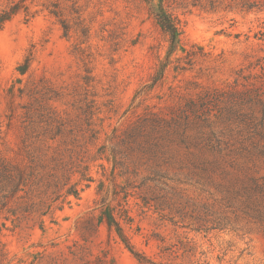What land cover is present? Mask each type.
Instances as JSON below:
<instances>
[{"label": "rangeland", "instance_id": "rangeland-1", "mask_svg": "<svg viewBox=\"0 0 264 264\" xmlns=\"http://www.w3.org/2000/svg\"><path fill=\"white\" fill-rule=\"evenodd\" d=\"M261 1L176 8L181 44L169 56L144 0H0V157L15 155L25 125L50 167L78 156L67 186L34 187L48 214L0 218L1 264H264V196L244 187L246 176L264 183ZM154 115L214 132L205 153L215 147L219 167L205 172L188 156L197 148L161 134L155 159L130 152L126 131ZM72 184L79 198L66 196Z\"/></svg>", "mask_w": 264, "mask_h": 264}, {"label": "trees", "instance_id": "trees-1", "mask_svg": "<svg viewBox=\"0 0 264 264\" xmlns=\"http://www.w3.org/2000/svg\"><path fill=\"white\" fill-rule=\"evenodd\" d=\"M148 6L151 16L160 27L162 33L166 37L170 49L169 56L174 55L181 44V21L175 13V9L185 4L194 7H203L214 9L220 0H144ZM233 1V0H231ZM240 1L243 7L248 9L258 8L261 0H234ZM162 67V72L164 70ZM179 68V66L177 67ZM183 69V68H182ZM262 98V97H261ZM262 104V114L264 115V99H260ZM190 123L189 117L183 122L181 117H172L170 120L154 115L151 120H140L134 123L126 131L125 137L121 140L130 152L137 150L143 156L149 155L151 159L158 156L161 150L160 141H156V135L161 134L163 137L170 139L179 138L180 144L188 147L189 144L198 149V152L189 151L188 156L195 159V164L201 166L202 170L208 172L210 169H217L221 158L214 156V148L212 146V157L206 155L205 149L211 146V138L214 132L204 133L198 132L196 135H189L187 128ZM91 125V124H90ZM28 126H24L25 134L21 135L17 150L14 151L13 157H0V218L6 220L18 221L20 217L35 212H39L41 216H45L48 212L35 210L34 204L30 200V196L34 191V187H43L47 191L53 187L59 188L60 185L67 186L69 184L71 173L69 166L76 163L77 155L70 156V162L61 161L57 156H52L51 161L54 162L51 167L47 163V155L39 150L38 145L28 132ZM92 140L95 141L99 132L91 130ZM204 142L206 143H203ZM202 142V143H201ZM104 148L100 149V156L103 154ZM115 165H124L123 157L127 156L121 150L113 151ZM119 159V160H118ZM61 161V162H59ZM89 167H82L79 164L78 170L81 181H92L88 175ZM74 172V173H75ZM58 173H61L59 177ZM73 174V173H72ZM263 179V178H261ZM66 180V181H65ZM252 176H246L244 182L248 181V185H244L246 192L249 193V199L254 195L264 196V183L259 182ZM264 180V179H263ZM42 185V186H40ZM78 184H72L66 191V196H75L79 198L80 190ZM61 189V187H60ZM239 191H237L238 194ZM257 218L264 221V212L257 211ZM105 221L110 227H115L126 246L132 254L143 262L144 256L135 250L129 238L124 233L121 224L113 215H105ZM1 264V261H0Z\"/></svg>", "mask_w": 264, "mask_h": 264}]
</instances>
